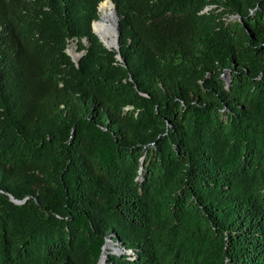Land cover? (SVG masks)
Returning a JSON list of instances; mask_svg holds the SVG:
<instances>
[{
    "label": "trees",
    "instance_id": "1",
    "mask_svg": "<svg viewBox=\"0 0 264 264\" xmlns=\"http://www.w3.org/2000/svg\"><path fill=\"white\" fill-rule=\"evenodd\" d=\"M103 1L0 0V264H264V0Z\"/></svg>",
    "mask_w": 264,
    "mask_h": 264
},
{
    "label": "bare ground",
    "instance_id": "2",
    "mask_svg": "<svg viewBox=\"0 0 264 264\" xmlns=\"http://www.w3.org/2000/svg\"><path fill=\"white\" fill-rule=\"evenodd\" d=\"M99 11L101 18L95 20L94 31L107 46H110L111 42L116 45L115 23L117 15L114 1L104 0L99 5ZM73 55L76 57L77 53L73 51ZM104 259L105 255L102 257L100 264L103 263Z\"/></svg>",
    "mask_w": 264,
    "mask_h": 264
},
{
    "label": "water",
    "instance_id": "3",
    "mask_svg": "<svg viewBox=\"0 0 264 264\" xmlns=\"http://www.w3.org/2000/svg\"><path fill=\"white\" fill-rule=\"evenodd\" d=\"M113 1V0H112ZM100 5V4H99ZM115 6H116V4H115ZM98 10H99V6H98ZM116 23H115V31H116V45L113 43V42H111V44H110V46H107L101 39H100V37L95 33V31H94V22H93V24H92V26H93V32L99 37V39L101 40V42L103 43V45L104 46H106L108 49H111V50H116L118 53H117V57H118V59L119 60H121V61H124V59L122 58V56H121V52H120V34H121V32H120V17H119V15H118V11H117V9H116ZM84 41L86 42L87 40L86 39H84ZM70 54V56L72 57V59L76 62V63H78V61L80 60V58L84 55V51H81L80 53H77V56L75 57L73 54H71V53H69ZM10 199L13 201V202H15V203H17V204H22V203H24L28 198H25V199H17V198H15L12 194H10ZM109 254H110V252H107V254H106V257H108L109 256ZM106 261H107V258H105L104 259V261H103V263L102 264H106ZM100 262H101V259H100V261H99V264H100Z\"/></svg>",
    "mask_w": 264,
    "mask_h": 264
},
{
    "label": "rangeland",
    "instance_id": "4",
    "mask_svg": "<svg viewBox=\"0 0 264 264\" xmlns=\"http://www.w3.org/2000/svg\"><path fill=\"white\" fill-rule=\"evenodd\" d=\"M100 18H101L100 11L98 10V18L96 19V21L99 20ZM95 26H96V24H95ZM67 51H68V53H71V54H73V51H75L76 53H80L81 50L78 48L77 41H70ZM112 236H114V234L110 235L106 238V243L103 246V251L101 253L100 259H102V257L104 255H105V258L108 259L109 256L106 257L107 252H110V253L115 252V251L122 252L121 245H120L121 243L119 241H115L113 243Z\"/></svg>",
    "mask_w": 264,
    "mask_h": 264
}]
</instances>
